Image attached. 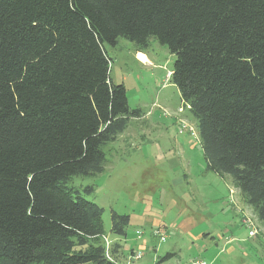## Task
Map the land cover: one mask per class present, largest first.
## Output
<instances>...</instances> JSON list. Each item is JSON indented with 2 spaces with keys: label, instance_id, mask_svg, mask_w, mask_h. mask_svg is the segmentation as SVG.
Segmentation results:
<instances>
[{
  "label": "trees",
  "instance_id": "1",
  "mask_svg": "<svg viewBox=\"0 0 264 264\" xmlns=\"http://www.w3.org/2000/svg\"><path fill=\"white\" fill-rule=\"evenodd\" d=\"M119 39L175 57L206 171L264 226V0H0V264H119L95 187L72 185L141 114L109 77ZM129 223L111 212V234Z\"/></svg>",
  "mask_w": 264,
  "mask_h": 264
},
{
  "label": "rangeland",
  "instance_id": "2",
  "mask_svg": "<svg viewBox=\"0 0 264 264\" xmlns=\"http://www.w3.org/2000/svg\"><path fill=\"white\" fill-rule=\"evenodd\" d=\"M106 52L112 83L125 87L129 108L141 114L103 149L104 172L74 177L72 185L95 187L94 193L83 196L103 209V240L109 254L108 240L118 237L110 231L115 212L130 217V239L136 231L149 238L150 227L141 223L148 217L175 227L162 231L163 242L151 239L156 252H138L139 259L138 253H127L123 264H201L192 258L205 264H264V226L250 213L256 234L249 237L241 218L252 209L243 204L229 176L205 169L197 121L170 81L175 57L154 40L147 65L135 58L133 44L124 39L115 47L106 46ZM205 231L208 235L201 237ZM202 249L207 251L199 257ZM168 253L173 256L163 259Z\"/></svg>",
  "mask_w": 264,
  "mask_h": 264
},
{
  "label": "crops",
  "instance_id": "3",
  "mask_svg": "<svg viewBox=\"0 0 264 264\" xmlns=\"http://www.w3.org/2000/svg\"><path fill=\"white\" fill-rule=\"evenodd\" d=\"M135 54H136L135 58L141 64H142V62H141L140 58L138 57L139 55L146 57V59L148 61V64H149L148 55H145L143 53H135ZM250 213H252V212L251 211L249 212L247 210L245 212V214H243V216L241 218V222H242L243 225H244V221L246 219H249V214ZM141 223L143 225H146V226L150 227L151 231L149 233V238H144L143 233L141 231H136L135 234H134L135 237L132 238V239H130L129 236H127V232H126V236L125 237H117V238L115 237V238H113L111 240H108L110 242V252L112 254V257L119 264H123V261H125V256L127 257V253H130V255H133L134 253L136 254L138 252H142V254L144 256V252L146 250H151V251L156 252L155 249L153 248L152 243H151V241H152L151 239L152 238H156V239L160 240V238L158 236L154 235V231L155 230H160L162 232V231H166V230H173L175 228V227L174 228L167 227V225L165 223H161V222L158 221V219L152 218V217H148L146 219H142ZM138 233L140 234V236H138ZM208 233H209V231H207V232L205 231L204 233L201 234V237H204V236L208 235ZM162 234H165V233L162 232ZM190 236L192 237V235H190ZM165 240H166V237H165ZM203 248H204V246H203ZM205 251H207V249H204L203 252L201 251L199 253V257L201 255L203 256ZM172 256H173V254H172ZM191 260L196 261V263L200 262L201 264H205V261L203 262L202 260L197 259V258H192ZM154 262L155 261H153V263H145V264H154Z\"/></svg>",
  "mask_w": 264,
  "mask_h": 264
},
{
  "label": "built area",
  "instance_id": "4",
  "mask_svg": "<svg viewBox=\"0 0 264 264\" xmlns=\"http://www.w3.org/2000/svg\"><path fill=\"white\" fill-rule=\"evenodd\" d=\"M168 74H169V73H168ZM169 76H170V74H169ZM192 130H193V129H192ZM193 131H194V130H193ZM192 135H195V133L193 132ZM245 224H246V226H247V228H248V236H249V237H254L255 234H256V231H255V229H254V227H253V223H252V221H251L250 219H246V220H245ZM154 234L160 238V241H161V242H163V241L165 240V236H164L163 234H161L159 230L154 231ZM138 236H140L139 233H138ZM104 242H105V241H104ZM105 247H106V250H108V247H109V246H108V244H107L106 242H105ZM139 258H141V253H138V254L135 255V259H139Z\"/></svg>",
  "mask_w": 264,
  "mask_h": 264
},
{
  "label": "bare ground",
  "instance_id": "5",
  "mask_svg": "<svg viewBox=\"0 0 264 264\" xmlns=\"http://www.w3.org/2000/svg\"><path fill=\"white\" fill-rule=\"evenodd\" d=\"M138 57L140 58L142 64H143V63H144V64H148V61H147L146 57L141 56V55H139Z\"/></svg>",
  "mask_w": 264,
  "mask_h": 264
}]
</instances>
